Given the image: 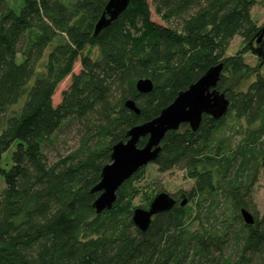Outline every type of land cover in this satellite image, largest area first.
<instances>
[{"label":"trees","instance_id":"1","mask_svg":"<svg viewBox=\"0 0 264 264\" xmlns=\"http://www.w3.org/2000/svg\"><path fill=\"white\" fill-rule=\"evenodd\" d=\"M108 1L0 0V264H264V210L253 196L264 168V35L257 43L263 25L252 16L264 0H130L95 35ZM235 37L240 48L227 55ZM220 63L227 114L169 131L152 162L184 171L193 187L142 232L133 202L143 167L97 213L93 188L112 146ZM141 79L152 91L137 90ZM66 122L83 125L81 144L51 162L43 143Z\"/></svg>","mask_w":264,"mask_h":264},{"label":"water","instance_id":"2","mask_svg":"<svg viewBox=\"0 0 264 264\" xmlns=\"http://www.w3.org/2000/svg\"><path fill=\"white\" fill-rule=\"evenodd\" d=\"M129 4L130 0H109L96 23L94 34L98 35L108 27L129 7ZM263 35L264 24L257 43L261 42ZM256 50L259 54L262 53L261 47ZM223 68L224 64L220 63L208 69L196 82L181 91L157 117L132 127L127 132V141L112 146L111 162L104 166L101 180L93 188L94 192L100 193L93 204L97 213L111 209L121 185L141 168L156 160L161 150L160 145L169 131L178 130L182 124H188L196 131L204 115L220 119L227 114L230 101L225 93L217 88ZM136 88L140 93H149L153 89V82L150 79H141L137 82ZM126 106L137 114L140 113L134 101L128 100ZM143 137H148V141L143 147H139V141ZM176 203L177 200L172 195L161 192L154 197L148 209L134 210L133 221L142 232H145L156 215L171 210ZM185 204L186 199L181 202V205ZM242 214L247 224L254 223V217L249 211L244 209Z\"/></svg>","mask_w":264,"mask_h":264},{"label":"rangeland","instance_id":"3","mask_svg":"<svg viewBox=\"0 0 264 264\" xmlns=\"http://www.w3.org/2000/svg\"><path fill=\"white\" fill-rule=\"evenodd\" d=\"M14 5L16 0H10ZM252 16L258 25L262 26L264 24V6L260 3L256 4L252 9ZM152 19L158 23L165 24L162 19L155 13L152 8ZM242 40L240 37H235L228 49L227 55L235 54ZM246 61L251 66H256L258 64V58L254 54H247ZM81 70V63L78 61L74 66V73H79ZM264 74V68L262 69ZM71 82V76H68L64 81H62L53 97V102L57 105L61 100V93L68 88ZM85 128L81 123L78 122H66L60 130L49 139L44 141L43 149L47 157L51 162H55L60 156H67L68 154L76 151L82 140V135ZM14 147L5 154V157H10ZM7 159V158H5ZM5 168H8V166ZM194 185V180L188 178L186 173L182 170L173 169L167 172H161L158 166L154 163H149L145 166V171L143 179L139 182V187L141 190L140 196H138L133 205L135 208H144L148 199V196H154L158 191L167 192L174 199L179 201L181 196L189 191ZM4 188V177L0 176V191ZM186 194V193H185ZM254 200L258 208L264 210V168L261 169L259 180L254 188ZM192 206V205H191Z\"/></svg>","mask_w":264,"mask_h":264}]
</instances>
